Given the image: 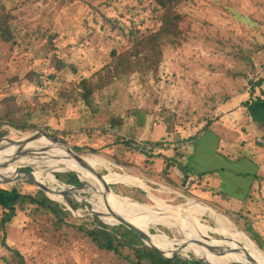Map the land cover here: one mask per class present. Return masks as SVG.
Masks as SVG:
<instances>
[{"label": "rangeland", "instance_id": "rangeland-1", "mask_svg": "<svg viewBox=\"0 0 264 264\" xmlns=\"http://www.w3.org/2000/svg\"><path fill=\"white\" fill-rule=\"evenodd\" d=\"M155 9L153 4L140 0H0V14L8 17L13 33L11 42L0 39V133L5 132L0 147L5 144L3 139L16 141L33 132H46L62 139L81 157L103 161L95 167L100 174L106 176L113 171L138 177L154 197L179 210L190 200L202 203L222 216L227 227L245 234L244 222L248 220L264 241V183L259 187L256 181L255 190L251 187L248 192L228 191L241 199L249 193L244 202L225 196L218 198L216 191L221 187L218 181H213L215 176L200 180L174 167L168 181L166 175H160L164 156L156 149L140 152L145 147L143 143L160 142L167 148L163 153L175 156L174 150L180 149L182 162L196 169L199 166L196 158L189 162L192 144L205 126L209 129L222 118L231 123L233 117L240 121L239 102L243 95L247 97L244 92L249 90L250 80L264 75V0L186 1L178 9L183 15L182 28L188 27L186 38L177 48L164 49L155 74L135 73L97 90L91 110H82L79 101L77 104L72 101V96L81 90L80 82L110 64L114 51L129 50L141 36L159 27ZM250 58L257 65L255 74L250 72ZM57 59L65 64L61 70L56 67ZM24 119L36 124L37 129L23 131L12 127L13 121ZM118 120H122L121 129H112L111 122ZM251 130L248 129L250 138L235 139L233 147L226 150L227 155L254 159L260 164L257 173L264 177V146L259 145L262 142ZM45 146L48 149L41 150L44 152L41 157L59 147L52 142L40 145ZM77 147L81 153L75 150ZM56 166L58 170H50L46 163H39L37 168L17 170H36L41 178L43 170H49L50 173L46 172L49 182L45 183L52 187L53 175L57 178V173L70 172L63 171V165ZM215 167V163L202 164L200 169L210 172ZM142 168L152 170L156 176L139 177L137 173ZM65 185L58 187L59 192L73 186ZM109 186L121 197L156 207L138 187L123 183ZM3 187L16 188L23 194L39 190L28 181ZM127 189L143 191L146 197L138 192L133 196L117 192ZM91 192V188L74 192L77 197L74 199L81 202L79 208H73L69 197H66L69 206L63 200L56 201L71 214L67 217L69 225L61 231L52 228L46 214L41 215L31 207L18 210L6 228L0 229V264H17L20 256L25 264H124L98 250L78 231L80 226H97L95 217L109 226L117 225L88 212L86 204L96 209L99 202ZM187 211L192 214L190 208ZM197 216L203 225L218 228L207 212ZM149 231L185 241L189 246V240L196 241L178 227L152 225ZM210 237L224 239L214 232ZM174 245L166 247L171 250ZM179 254L184 260L195 258L184 249Z\"/></svg>", "mask_w": 264, "mask_h": 264}, {"label": "trees", "instance_id": "trees-1", "mask_svg": "<svg viewBox=\"0 0 264 264\" xmlns=\"http://www.w3.org/2000/svg\"><path fill=\"white\" fill-rule=\"evenodd\" d=\"M143 2H148L156 7L155 12L159 15L160 25L159 27L147 34H144L139 38V40L133 45L129 50L117 53L114 51L112 53V61L107 66L101 69L97 75L90 79H83L80 82L79 88L81 89L78 94L72 96V101L77 104L79 103V108L82 110H91L93 107V96L97 90L104 89L115 81H123L129 78L135 73L140 75H149L151 73L155 74L163 60L164 49L167 47L177 48L181 45L182 41L186 38V31L188 32V27L182 28L181 22L183 20V15L178 10L179 7L188 0H140ZM10 20L7 16L0 14V39L4 42H11L13 40V33L11 26L9 24ZM252 59V58H250ZM56 67L61 70L64 67V63L61 60H55ZM253 59L250 60L251 69L250 72L255 74L256 66L252 63ZM253 64V65H252ZM244 77L247 74H243ZM96 78V80H95ZM39 79V78H36ZM264 77L257 78L255 80H250L249 90L244 93L247 97L243 99L242 105L246 109V114L250 115V107L256 102H264ZM6 115V114H5ZM209 123H207L208 125ZM12 127L20 129L23 131L37 129L36 124L29 123L27 120L13 121L11 123ZM122 120L117 122H111V128L118 130L121 129ZM203 131L208 129L207 126ZM5 132L0 133V138H2ZM202 133V132H201ZM201 133L198 135L200 137ZM196 138V140L198 139ZM195 140V141H196ZM129 140L122 141L128 142ZM258 141L261 146H264V137L259 138ZM135 142L131 140V143ZM145 147L141 149L140 152L153 151L156 149L157 152L164 156V168L160 172V175L167 176V180L171 181L169 178L170 170L177 167L178 171L185 175H191L198 179H203L206 174H195L191 172L186 163L182 162V151L180 149H175V156H170L169 154L163 153L166 149L163 148V144L160 142L145 144ZM147 145L149 147H147ZM146 149V150H145ZM76 151L81 153L80 148H75ZM94 151V150H93ZM95 152V151H94ZM150 155H154L150 152ZM160 155V154H159ZM227 161L230 158L221 154ZM17 170V169H16ZM16 170H13L9 176L15 175ZM30 170V169H28ZM156 173L152 170L140 169L137 175L141 178L155 177ZM8 176V177H9ZM36 180L45 183L46 181L41 178L36 173ZM57 178L65 184L80 187L83 182L78 178L77 174L74 172L67 173H57ZM246 177H252L253 183L258 182L259 187L264 183V177L258 173L247 175ZM53 179L56 182V178L53 175ZM46 184V183H45ZM55 185V186H54ZM53 187L56 192L55 196L52 192L49 194L51 200L46 196V194L38 190L35 194H23L16 188L6 189L3 185H0V208L2 209V218L0 220V229L4 230L6 226L11 222V220L16 217L18 210H27L29 207L33 211H37L40 214H46L47 219L50 220L51 226L56 231H61L63 226H68L67 217L71 216L69 210H64V207L57 203L58 198H61L67 203L63 195L60 194L57 183H54ZM56 187V188H55ZM66 188L65 190H67ZM125 196H133L135 192L146 197L143 191H138L134 189H127V192L117 191ZM73 195L74 191H73ZM216 195L219 197L225 196L231 200H238L244 202L250 196V194H245L244 198H235L224 191L222 188L216 191ZM216 196V197H217ZM138 200H143L142 198L134 197ZM59 202V201H58ZM73 208H79V203L71 201ZM244 219L247 218L246 215H241ZM97 226L89 228L85 226H80L78 228L79 233L84 237L86 236L93 245L97 247L98 250L104 252V254H111L118 260H121L124 264H205L196 260L181 259L179 257L174 260H170L161 256L154 249L146 245L141 238L134 233L132 230L128 229L123 225L109 226L95 217ZM85 221H82L84 223ZM249 236L250 239L264 251V241L261 234L257 232L248 220L244 222L243 229ZM3 245H6L5 238H3ZM19 257V256H18ZM20 260L17 264H25L24 260L19 257Z\"/></svg>", "mask_w": 264, "mask_h": 264}, {"label": "bare ground", "instance_id": "bare-ground-1", "mask_svg": "<svg viewBox=\"0 0 264 264\" xmlns=\"http://www.w3.org/2000/svg\"><path fill=\"white\" fill-rule=\"evenodd\" d=\"M34 134L35 133L33 132L29 135H24L16 141L2 140V143L5 144L2 145L3 148L0 149V162L8 161V159H10L17 152L20 142H23ZM49 143L51 142L41 136L34 142L27 144L26 149L29 151V154L21 157L17 160V162L9 165L8 168L1 169L0 179L2 177H8L13 170L23 166L37 168L39 163H46L50 170H58L56 165H63L65 168L63 171H76L79 173L84 182L88 185H94L96 187V189L91 192L92 195L99 201L97 208L94 210L104 214L102 217L104 221L110 224H116L119 222L114 216L109 214L110 208L117 216L125 219L147 233L150 236L153 245L163 250L167 255L176 251L179 246L186 244L185 241H177L175 239L172 240L165 234H159L158 236L153 235L149 231L150 226L161 225L168 228L178 227L181 233H184L185 235L187 234L191 239H198L200 242H205L206 244L217 247L218 249H232L223 255L217 256L211 254L204 246L197 245L190 240L188 241L190 246L189 244H186V248L184 250L192 252L196 257L207 260L213 264H235L239 262L252 264L242 250H245L248 253L254 261L253 263L264 264L263 251L260 250V248L249 238V236L240 230L227 227L225 225V219L214 213V211L209 209L206 205L190 200L184 207L188 206L187 209L190 208L192 214L188 212L187 209H184V207H181L179 210V208L168 206L163 201L154 197L148 191L147 186L140 178L129 174H119L113 171L105 176V182L109 185L112 183H123L131 184L133 187H138L149 195L151 200L154 201L156 207L142 204L127 197H121L113 192H107L103 183H101V181H99L94 174L81 168V166L65 148L56 147L51 152L45 153V155L41 157L40 154L44 152H41L43 147L41 148L40 145H49ZM84 160L93 168H95L97 164H100L101 162L103 163V161L97 159L84 158ZM43 171L44 173H42V178L47 181L48 178L46 172H49V170H46V172L45 170ZM16 173L17 172H15V174ZM34 175L36 178V170L34 171ZM50 183L52 184L53 182ZM55 183L61 187L66 186L64 183L62 184V182L58 181L57 178ZM51 190L52 193L57 196L53 186L51 187ZM72 197L77 198L75 195ZM58 201H62V199L58 198ZM203 212H207V214L210 215L218 228L213 229L200 222L197 214ZM211 232L224 236V239H211ZM173 244L176 245H174L171 250H168L166 246ZM188 247H191V250ZM236 249L239 250L238 253L234 252Z\"/></svg>", "mask_w": 264, "mask_h": 264}, {"label": "crops", "instance_id": "crops-1", "mask_svg": "<svg viewBox=\"0 0 264 264\" xmlns=\"http://www.w3.org/2000/svg\"><path fill=\"white\" fill-rule=\"evenodd\" d=\"M244 98L245 95H243L241 102H239V106L241 108V116L239 117L240 121H236V117H233L234 122L231 123L224 121L222 118L219 122H216L211 125L209 129L202 132L200 137H198V139L192 144L193 151L189 162L192 158H196L199 166H197L196 169H193L192 167L190 168L189 166L191 172L195 174H206L204 178L208 176H215L216 179L213 181H218L220 185L219 187L226 192L230 190L248 192L251 187L255 190V187L257 186L256 181L253 183L252 177L246 176L257 173V168L260 164H257V162L252 158H249L252 160L251 162L248 158L229 157L227 155L229 153L226 151L227 149L233 147L235 139L250 138V135L248 134L249 128H252V134L255 133L257 135L256 138L259 139L264 137V102H256L253 104L250 107L249 115L248 113L246 114L247 111L242 105ZM243 113H245V115H243ZM196 126H198V123ZM193 127H195V125H193ZM237 151L240 150L237 149ZM221 154L226 157L228 156L230 160L227 161L223 156H221ZM211 163H215L216 167L210 169V172H204L200 169L202 164ZM206 180L207 179L204 181L205 184H207ZM239 187L243 188V190L239 189Z\"/></svg>", "mask_w": 264, "mask_h": 264}, {"label": "water", "instance_id": "water-1", "mask_svg": "<svg viewBox=\"0 0 264 264\" xmlns=\"http://www.w3.org/2000/svg\"><path fill=\"white\" fill-rule=\"evenodd\" d=\"M45 137L49 142H52L53 144H57L59 145V147H63L67 150V152H69L73 158L75 159V161L81 166V168L91 172L92 174H94L99 181H101V183H103L105 190L107 192H113L111 190V187L109 186V184L107 182H105L104 178L105 176L100 174L99 172H97L95 170V168H93L91 165L87 164V162L84 160L83 157H81L80 155L74 153L69 147L66 146L65 142L62 141V139L50 135L46 132H35V134L33 136H31L30 138H27L26 140H24L23 142H20V145L18 146V150L17 152L10 158L8 159V161L6 162H0V170L1 169H6L9 167V165L14 164L15 162H17V160H19L21 157L23 156H27L29 154V151L26 149L27 144H30L32 142H34L35 140H37L40 137ZM6 140V139H3ZM10 141H15V140H10ZM3 147H0V149H2ZM48 146H45L42 148V150H47ZM23 167H30V166H23ZM16 174L13 176H9V177H2L0 179V185H8V184H12V183H17L20 181H28L30 183H33L34 185H36L38 187L39 190L43 191L48 197H50V193L52 192L51 187L49 185H46L45 183L39 182L38 180L35 179V175H34V171L28 170V169H18L16 170ZM70 172H74L77 174L78 178L83 182V180L81 179L80 175L78 172L76 171H70ZM63 184V183H62ZM88 188H91L92 190H95L96 188L93 185H88L86 182L83 183L82 186L77 187V186H70L68 187L67 190H64L62 192H60L61 195L64 196V198L66 199V197L71 198L74 202L76 203H81L80 201H77L76 199H74L73 196V191H83L86 190ZM145 192V191H144ZM114 193V192H113ZM51 198V197H50ZM52 199V198H51ZM54 200V199H53ZM67 201V199H66ZM66 206H69V203L67 201V203H65ZM144 204V203H142ZM85 207L87 208L88 212L90 214L93 215H97L99 217H103L104 214L99 213L97 211H95L90 204H86ZM109 214H111L112 216H114L119 222L116 223L117 225H123L125 227H127L128 229L132 230L134 233H136L141 240L148 245L149 247H151L152 249H154L156 252H158L161 256H163L164 258L170 259V260H174L175 258L179 257L181 259H183L180 256V251L186 248V244H183L181 246L178 247V249L174 252H172L171 254L167 255L163 250H161L160 248L156 247L155 245H153L152 240L150 238V236L145 233L142 229L136 227L135 225H133L132 223L126 221L125 219L117 216L113 210H111L109 208ZM208 239V238H207ZM195 244H199L200 246H204L211 254L220 256L225 254L228 251H231L232 249H218L217 247L211 246L209 244H206L205 242H200V241H195ZM239 250H234V252L238 253ZM246 257L249 259V261L252 264H257V263H253L254 261L252 260V258L248 255V253L245 250H242ZM195 256V255H194ZM192 260H196V261H200L203 262L205 264H213L207 260L198 258L195 256L194 259ZM235 264H245L243 262H239V263H235Z\"/></svg>", "mask_w": 264, "mask_h": 264}, {"label": "built area", "instance_id": "built-area-1", "mask_svg": "<svg viewBox=\"0 0 264 264\" xmlns=\"http://www.w3.org/2000/svg\"><path fill=\"white\" fill-rule=\"evenodd\" d=\"M147 147H149V146H147Z\"/></svg>", "mask_w": 264, "mask_h": 264}]
</instances>
